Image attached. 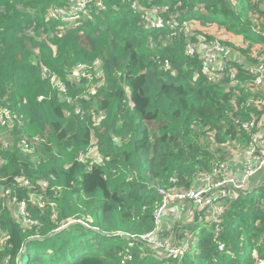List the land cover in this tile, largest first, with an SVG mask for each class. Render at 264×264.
Masks as SVG:
<instances>
[{
  "label": "trees",
  "instance_id": "16d2710c",
  "mask_svg": "<svg viewBox=\"0 0 264 264\" xmlns=\"http://www.w3.org/2000/svg\"><path fill=\"white\" fill-rule=\"evenodd\" d=\"M78 1L0 0V264L264 260V183L156 217L160 191L260 155L264 0H90L72 18ZM216 42L231 54L209 75Z\"/></svg>",
  "mask_w": 264,
  "mask_h": 264
},
{
  "label": "built area",
  "instance_id": "2783aa9c",
  "mask_svg": "<svg viewBox=\"0 0 264 264\" xmlns=\"http://www.w3.org/2000/svg\"><path fill=\"white\" fill-rule=\"evenodd\" d=\"M89 1L90 0H79L74 7V11L69 12L68 14L71 15L72 18H76L74 13H79L84 10ZM64 14H66V12L63 9L55 10L53 12L54 17ZM167 25L170 24L164 23L161 19H148V27L150 29H163ZM170 27L173 28V25H170ZM189 52L191 53L192 50L189 49ZM230 54V49H227L219 42H216L213 47L211 46L210 49L205 52L204 72L209 75H216V72L223 70L226 57H230ZM263 82L264 68H261L259 77L256 79V84L261 85ZM5 115L8 116V112L5 111ZM251 126H253V124H251ZM256 140L259 141V146L261 147L260 155L254 161L246 165V169L240 177L233 175L230 172V168L223 165L216 172L218 178H208L196 189L187 192H180L175 189L160 191L164 197V201L156 216L157 222H160L161 217L163 215L165 216L166 211L171 208H173L177 215H182L184 208L179 203H183L184 201L192 202L195 209L202 211L204 209H210L222 198L226 199L231 197V191H233L232 195H236L235 193L245 194V191L248 189H246V187L247 185L249 186L251 178L257 173L264 171V133L256 135ZM191 212L192 211L190 210V213ZM209 220H212L215 223L220 222L219 219L213 216L209 218ZM143 238L147 240L149 239L154 246L163 249V252L169 257H182L187 248V241H183L181 244L178 242H166L164 240H157L155 234H149ZM219 249L221 251L224 250V245L219 244ZM257 264H264V260H260Z\"/></svg>",
  "mask_w": 264,
  "mask_h": 264
},
{
  "label": "crops",
  "instance_id": "0c3cea01",
  "mask_svg": "<svg viewBox=\"0 0 264 264\" xmlns=\"http://www.w3.org/2000/svg\"><path fill=\"white\" fill-rule=\"evenodd\" d=\"M192 24L195 26L199 25L196 23H192ZM212 31L215 33L216 37H219L225 41H229L234 45H236L237 47L244 46V40L241 37L228 34L225 31L221 30L220 27L213 26ZM229 168H230V172L233 175L240 177L244 173L246 169V165L240 162H232L229 165ZM263 183H264V174L262 172H259L253 178H251L249 182V188L257 187L258 185Z\"/></svg>",
  "mask_w": 264,
  "mask_h": 264
}]
</instances>
